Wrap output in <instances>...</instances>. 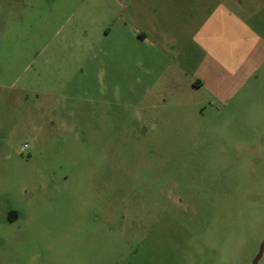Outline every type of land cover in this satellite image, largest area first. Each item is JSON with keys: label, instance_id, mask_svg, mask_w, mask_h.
<instances>
[{"label": "rangeland", "instance_id": "rangeland-1", "mask_svg": "<svg viewBox=\"0 0 264 264\" xmlns=\"http://www.w3.org/2000/svg\"><path fill=\"white\" fill-rule=\"evenodd\" d=\"M201 1L0 0V264L253 263L264 17Z\"/></svg>", "mask_w": 264, "mask_h": 264}, {"label": "crops", "instance_id": "crops-1", "mask_svg": "<svg viewBox=\"0 0 264 264\" xmlns=\"http://www.w3.org/2000/svg\"><path fill=\"white\" fill-rule=\"evenodd\" d=\"M205 1L210 0H202L201 2L204 4ZM213 2H217L215 13L211 14L213 18H216L218 21L227 19L240 22L246 28V31H249V28H253L254 21H258L260 17H264V0H213ZM253 30L255 31L254 28ZM254 35H256L255 32ZM261 41L264 42L262 39ZM207 51H209L208 47ZM221 65L224 66V64ZM206 69L209 72V78L200 80L203 88H205V82L209 83L210 80H214L221 85L226 84V78L223 76L226 74V71L220 73L216 67L211 66H207Z\"/></svg>", "mask_w": 264, "mask_h": 264}, {"label": "water", "instance_id": "water-1", "mask_svg": "<svg viewBox=\"0 0 264 264\" xmlns=\"http://www.w3.org/2000/svg\"><path fill=\"white\" fill-rule=\"evenodd\" d=\"M262 253H264V243H262L260 249H259V253L257 255V257L255 258V260L253 261L252 264H257L258 260L260 259Z\"/></svg>", "mask_w": 264, "mask_h": 264}, {"label": "built area", "instance_id": "built-area-1", "mask_svg": "<svg viewBox=\"0 0 264 264\" xmlns=\"http://www.w3.org/2000/svg\"><path fill=\"white\" fill-rule=\"evenodd\" d=\"M23 149H24V150L28 149V145L25 144Z\"/></svg>", "mask_w": 264, "mask_h": 264}]
</instances>
